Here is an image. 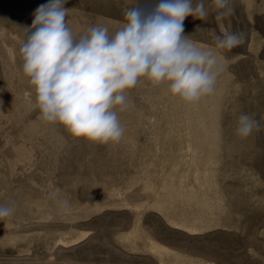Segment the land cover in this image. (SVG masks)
I'll list each match as a JSON object with an SVG mask.
<instances>
[{
  "label": "rangeland",
  "instance_id": "374dc122",
  "mask_svg": "<svg viewBox=\"0 0 264 264\" xmlns=\"http://www.w3.org/2000/svg\"><path fill=\"white\" fill-rule=\"evenodd\" d=\"M49 0H0V264H264V0H230L216 20L188 16L184 33L213 49L221 73L213 94L188 103L147 78L125 92L119 143L74 137L41 119L20 48L35 9ZM197 0H193L195 3ZM158 0H66L77 37L90 26L109 36L132 6ZM220 25L244 33L215 47ZM241 114L259 121L251 135ZM70 212L60 215L49 193Z\"/></svg>",
  "mask_w": 264,
  "mask_h": 264
},
{
  "label": "clouds",
  "instance_id": "9594fccd",
  "mask_svg": "<svg viewBox=\"0 0 264 264\" xmlns=\"http://www.w3.org/2000/svg\"><path fill=\"white\" fill-rule=\"evenodd\" d=\"M66 0H49L34 11L20 48L23 72L35 87L41 119L59 122L77 138L107 145L119 143L125 129L117 112L127 107L126 90L147 78L153 85L166 83L169 91L188 103L215 91L221 64L213 49H202L184 33L188 16L207 20L204 0H158L151 9L132 6L126 23L109 36L106 26H90L75 36L67 26ZM216 20L230 16V0H213ZM244 33L220 25L214 36L217 49L231 50L244 43ZM259 121L241 114L237 135L247 138ZM58 213L70 212L59 190L49 193ZM14 206L0 205V221L14 214Z\"/></svg>",
  "mask_w": 264,
  "mask_h": 264
}]
</instances>
